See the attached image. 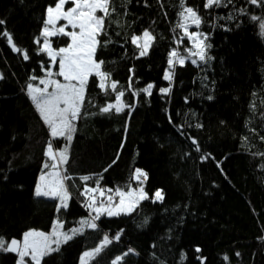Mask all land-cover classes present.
I'll list each match as a JSON object with an SVG mask.
<instances>
[{
	"label": "trees",
	"instance_id": "1",
	"mask_svg": "<svg viewBox=\"0 0 264 264\" xmlns=\"http://www.w3.org/2000/svg\"><path fill=\"white\" fill-rule=\"evenodd\" d=\"M55 2L0 0V237L10 243L29 230L49 233L58 219L64 231L79 227L78 221L89 214L79 193L85 183L95 187L81 176L102 175L103 188L129 183L135 188L131 177L139 168L147 173L143 187L148 200L131 214L101 216L99 230L85 229L41 264H78L105 234L112 243L89 264H112L129 248L135 254L121 264H264V6L232 0L206 9V0H185L199 10L203 23L192 30L207 34L213 59L177 64L171 91L162 94L159 89L169 86L163 79L169 53L175 49L187 57L190 47L187 39L181 42L183 31L177 27L180 0H113L115 11L105 21L107 35L100 37L111 43L99 47L96 56L104 61L102 71L111 74L109 83L125 90L122 101L133 107L99 114L101 106L115 103L116 93L105 96L99 78H89L64 165L73 177L66 182L71 199L67 210L57 212L56 200L34 194L52 138L26 90L29 82L43 87L41 62L45 67L51 63L46 54H37L42 38L40 44L35 40L47 7ZM145 29L155 40L148 54L139 56L131 37L142 36ZM5 32L20 52L12 50ZM50 41L54 49L70 42L63 36ZM25 52L28 60L23 59ZM58 68L57 63L52 71ZM32 76L37 80L31 81ZM149 83L154 85L151 96H133V90ZM52 142L57 151L67 144L63 138ZM209 153V159H202ZM157 190L162 201L153 200ZM117 233L119 240L114 239ZM16 262L17 255L0 250V264Z\"/></svg>",
	"mask_w": 264,
	"mask_h": 264
},
{
	"label": "snow or ice",
	"instance_id": "2",
	"mask_svg": "<svg viewBox=\"0 0 264 264\" xmlns=\"http://www.w3.org/2000/svg\"><path fill=\"white\" fill-rule=\"evenodd\" d=\"M68 2L69 0H57L54 6L49 5L47 7L43 29L35 43L40 44L42 38L43 43L38 48L37 54H46L51 63L50 66L45 67L44 63L41 62V68L45 75L43 78H39V85H43V87L32 82L26 85L27 95L35 105L40 118L47 125L52 138L47 143L44 153L47 160L43 163V169L47 171H41L34 194L36 197L58 200L57 212L67 210L71 199L69 185L66 182L71 181L73 177L67 175L64 165L69 161L68 148L76 132L75 122L81 118L82 109L85 106L89 78L92 76L99 78L98 87L103 90L105 96H109L113 92L116 93L115 103H107L101 106L99 114H111L113 110L119 114L124 112L126 108L131 109L133 107L131 104L122 101L125 90L123 88L118 89L115 81L109 83L111 74L102 71L104 61L98 60L96 56L99 47L111 43L110 39L102 42L100 37L107 35L105 21L106 19L111 21L112 13L115 11L113 0H71L73 6L65 10V5ZM229 3H232V0H207L204 8L222 7L227 6ZM250 3L264 6V0H250ZM180 6V22L177 27L183 31V36L180 38L181 42L187 39L190 42V47L186 48L187 57L182 56L175 49L169 53L168 70L163 77L165 81L169 82V86L159 89L162 94H168L171 91V82L177 64L183 66L186 59H189L192 64H198V62L207 64L213 59L208 55V50L212 45L206 43L207 34L200 31H189L192 26L199 29L203 23L202 17L198 15L199 10L186 6L185 0H180ZM240 11L243 12L244 9H240ZM98 12L103 13V15H97ZM227 19L232 20L233 16L229 15ZM252 19L257 20L258 18L253 16ZM261 20L260 28L264 31V18H261ZM60 21L66 23L58 27ZM3 23L4 21L0 20V25ZM69 27L71 31L66 30ZM4 35L7 37L8 44L12 46V50L20 52L21 49L13 43L12 36L7 32ZM60 36L69 38L70 42L64 47L54 49L50 38ZM154 40L155 37L147 29L143 30L142 36L133 35L131 37V43L139 49V56L148 54ZM23 59H29L26 52ZM57 62L59 65L58 71L53 72L52 67ZM56 77H62L63 80L56 79ZM0 79H3L2 74H0ZM30 80L35 81L37 77L32 76ZM153 87L154 85L149 83L142 89L133 90L132 94L133 96H139L142 92L151 96ZM129 88H131V83ZM208 99L211 100L213 97L209 96ZM88 103L91 104V100H88ZM130 114L131 112H129ZM197 127H201V125H197ZM58 138H63L67 141V144L57 151L54 150L52 141ZM260 139L264 141V137ZM192 144L195 150L199 152L198 141L193 138ZM210 157L211 154L209 153L202 156V159L207 160ZM118 158L119 156H117ZM104 171H107V169H104ZM102 179V175H83L80 177L82 182L93 181L95 187H90L85 183L83 191L79 193L85 198L84 206L89 210L88 217L78 221L79 227L64 231V222L58 219L50 233L29 230L23 233L22 240L12 239L10 243L0 237V250L15 252L19 256L18 264H41L45 257L58 253L62 245L67 244L79 235H83L85 229L99 230L97 221L100 220L101 216L112 217L131 214L138 208L141 201L149 199L143 187V183L147 179V173L142 169L136 168L132 174L131 179L136 181L138 185L135 188L131 186V183L123 188L117 187L114 190L103 188L100 183ZM154 197L155 201H162V191L157 190ZM144 222L147 223V218ZM114 239L119 240L120 234L117 233ZM111 243L112 238L105 234L99 245L83 252L79 258L80 264H89L90 260H94L99 256ZM196 251H199V249L197 248ZM129 254H135V250L129 248L123 255H117L112 260V264H121ZM236 255H239V253ZM26 258L29 259L26 261ZM227 259L225 257V260ZM161 264H164V262H161Z\"/></svg>",
	"mask_w": 264,
	"mask_h": 264
},
{
	"label": "rangeland",
	"instance_id": "3",
	"mask_svg": "<svg viewBox=\"0 0 264 264\" xmlns=\"http://www.w3.org/2000/svg\"><path fill=\"white\" fill-rule=\"evenodd\" d=\"M207 1V0H206ZM73 6V4L71 3V0H69V2L65 5V10H67L69 7H72ZM99 14V12L97 13V15ZM100 14H103V13H100ZM66 22L65 21H60L59 23H58V27L60 26V25H63V24H65ZM193 27L194 26H192V27H190V29H189V31L190 32H194L192 29H193ZM66 30H68V31H71V28L69 27L68 29H66ZM52 38H54V37H51L50 39H52ZM142 42V41H141ZM58 63V62H57ZM59 66V65H58ZM62 78V77H61ZM62 80H63V78H62ZM61 80V81H62ZM32 102V101H31ZM33 103V102H32ZM44 171H47V170H44ZM39 177H40V175H39ZM39 177H38V180H37V184L39 183ZM44 198H47V197H44ZM48 199H51V198H48ZM54 200V199H53ZM153 200H155V197L153 196ZM57 201V203H58V200H56ZM70 201V200H69ZM142 202V201H141ZM94 214V213H93ZM103 216H106V217H109V216H107V215H103ZM112 217H114V216H112ZM85 219V218H84ZM56 222V221H55ZM55 222H54V224H55ZM54 224H53V226H54ZM76 227H78V226H76ZM53 229V228H52ZM52 229H51V231H52ZM50 231V232H51ZM49 232V233H50ZM45 233H47V232H45ZM12 253H14L15 255H17L15 252H12ZM27 259H29V258H26V261H27ZM18 261H19V256L17 255V262H16V264H18ZM91 261V260H90ZM90 261H89V263H90ZM78 264H80V262H78Z\"/></svg>",
	"mask_w": 264,
	"mask_h": 264
}]
</instances>
